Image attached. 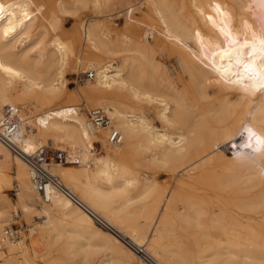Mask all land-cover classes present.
Listing matches in <instances>:
<instances>
[{
	"label": "bare ground",
	"instance_id": "1",
	"mask_svg": "<svg viewBox=\"0 0 264 264\" xmlns=\"http://www.w3.org/2000/svg\"><path fill=\"white\" fill-rule=\"evenodd\" d=\"M89 8L93 18L81 24L83 35L65 29L68 18ZM141 9L150 16L145 30L131 19L115 36L98 20ZM39 25L45 40L36 33ZM156 47L175 55L173 71L154 61ZM84 62L95 78L69 92L66 76L86 74ZM212 84L220 86L217 108L206 103ZM81 106L115 116L121 143L109 144L105 129L89 133ZM7 107L20 119L10 138L17 151L32 153L52 140L65 162H53L49 171L103 223L58 191L42 203L25 162L0 143V187L15 180L24 213L41 212L44 228L61 244L60 257L49 264H78L75 255L96 247L144 264H150L144 258L151 264H264V0H192L190 7L178 0H0V120ZM149 107L157 108L160 127L148 117ZM95 144L167 169L178 177L177 187L163 194L153 178L142 180L107 153L98 158ZM216 161L240 176L212 181L209 166ZM40 202L46 208L38 211ZM211 203L220 214L211 212L209 224L199 226ZM231 209L257 213L262 231ZM30 233L37 235V228ZM0 242L17 248L2 227ZM32 243L39 246L37 239Z\"/></svg>",
	"mask_w": 264,
	"mask_h": 264
},
{
	"label": "rangeland",
	"instance_id": "2",
	"mask_svg": "<svg viewBox=\"0 0 264 264\" xmlns=\"http://www.w3.org/2000/svg\"><path fill=\"white\" fill-rule=\"evenodd\" d=\"M178 1L180 2L181 6L190 7L192 0H178ZM146 12H147L146 10H142V9L135 10L133 11L132 16H129L126 13H119V11H117L115 12L116 14L112 18H108L107 15H103L98 20L110 25L111 30L116 36L131 27V21H130L131 19H134L138 23L139 27L145 30L147 19H149L150 17L149 15H147ZM92 18H93V12H92V9L89 8L86 11H81L79 14V18L77 19L68 18L64 22V27L67 30L78 28L81 34L83 35L84 31L81 27V24ZM36 33L39 36H42L43 40H45L48 37L45 29L41 25L37 27ZM170 52L171 51H168L161 47H156L154 61L160 65L161 64L164 66L166 65L169 70L173 71L174 68H176V61H175V55L172 52L171 53ZM87 71L88 70L86 69V62H84L81 73H84V72L87 73ZM79 73H80L79 71L75 70L66 76L69 92H72V91L78 92L80 87L85 82H87L85 78V74L79 75ZM174 79H175L176 87L181 90L182 85H181L180 80L178 79L177 76ZM211 89L212 91L210 94V99L206 101V103L212 102L213 106L217 108V106L220 103V99L222 97L220 93V86L216 84H212ZM233 102H236V99H234ZM87 110L88 109L85 106H81V112L79 111L80 115L83 116L85 119H86ZM157 111L158 110L155 107H149L148 109H146V113L148 117L151 119V121L153 120V124L157 127H160L161 124L156 118ZM111 118L114 119L115 124L118 128L115 116H112ZM48 142H52L53 148L54 149L56 148V145L54 144L52 140H49ZM122 147L123 146L119 148H122ZM115 149L117 148L111 147V146L103 148L99 144H95L94 146V152L97 155V157L99 156L98 158L105 156L107 153L108 155L120 161L122 164L124 163L126 167H128L129 169L137 173V175H139L142 180L144 179V177L147 176L149 179L153 178L152 180L158 181V183L162 187L163 194H166L169 188L177 187L176 179L178 177H173L167 169L158 168V167L151 168V166L150 167L145 166L142 163V161L140 162L139 160L136 159L133 153H128V152L122 153V155L117 157L115 156V153H114ZM223 150L226 151L228 155H231V154L233 155L234 153V151H231L229 147L228 148L224 147ZM132 156L134 157V159ZM73 159L75 162L74 167L79 168L82 166L83 160L81 156H78V155L74 156ZM64 162H65V156L63 160H61L60 162L57 161L56 163H64ZM144 166L146 167L145 169H144ZM209 173H210V179L212 181H215L216 179L226 180L234 176H240L241 174L237 168L233 166H225L221 162H217V161L214 164L209 166ZM9 176L13 177L14 174L13 175L10 174ZM17 186H18V183L15 180H12V181H7L6 184L1 185L0 187V212H1L0 227H2L3 234H5V228L11 224L10 216H12L14 212L13 210L17 209L19 212V216H20V222L14 226L13 231H19L18 234H20L22 238V240H20L17 243L11 241L12 243H15L14 245H17V248H15L13 251L9 250L7 247L1 246V242H0V264H3L5 261H11L14 264H49V263H52L53 261L57 260L58 257H60L62 253L61 249H59L61 247L60 246L61 244L58 243L56 245L55 234H52L48 229L44 228V225L42 224V222L45 220L40 218L43 215L41 212L37 213L34 211L31 214L24 213V211L18 204V200H19L18 194L20 193V191L18 190V193L16 194V191L14 190L16 189ZM222 193L228 196L230 194V187L227 185H224ZM131 195L134 196L135 192L132 191ZM239 205L242 206V202H239ZM45 208L46 207L42 203L36 206V209H38V211H40L41 209H45ZM207 210L208 212L200 216L199 226H207L209 224L211 212L212 213L214 212V214L216 215L220 214L219 205H216L214 203H211L210 206L207 208ZM230 214L235 216L236 218L241 219L243 222L249 223L250 226L255 231L257 232L262 231L261 219H259V215L257 213H247V215L241 216L239 210L231 209ZM34 227L37 228L38 234L32 236L30 231ZM66 228L68 231L73 230L71 225L66 226ZM34 239H37L39 241L38 247L33 246L32 240ZM249 239H250L249 237H246L245 241L248 242L250 241ZM21 241H23L22 244H18ZM165 242L166 244L173 243V241L170 238H167ZM131 248L134 249V247H131ZM75 256H76V260L78 264H105V263L106 264L108 263L110 264H144L145 263V261L144 263L139 262V261L129 262L125 260L124 258L116 254H113L110 251H106L105 249L97 248V247L91 248L87 250L86 252L77 254ZM137 256H140V254L137 253Z\"/></svg>",
	"mask_w": 264,
	"mask_h": 264
},
{
	"label": "built area",
	"instance_id": "3",
	"mask_svg": "<svg viewBox=\"0 0 264 264\" xmlns=\"http://www.w3.org/2000/svg\"><path fill=\"white\" fill-rule=\"evenodd\" d=\"M87 81L95 78V72H88L85 74ZM20 126V119L16 110L7 107L0 120V143L11 152L17 154L26 164L30 173V179L33 184L35 192L40 195L42 203H49L52 192L58 191L64 194L71 202L87 211L97 223H103L92 215L81 202L71 194L61 183L59 177L53 175L50 171V165L53 162H60L63 160V153L53 148L52 142L46 145L38 146L32 153L18 152L16 147L10 142V138L14 136ZM86 130L91 134H97L99 130H107V141L109 144L117 145L122 141L121 133L115 128L111 118L106 114L103 109L96 108L86 111ZM15 190V189H14ZM20 222V216L17 212H13L11 216V224L5 228L7 238L13 242L22 240L19 231H13L16 224ZM138 253V252H137ZM140 255L143 254L139 250ZM151 264V261L144 258Z\"/></svg>",
	"mask_w": 264,
	"mask_h": 264
}]
</instances>
